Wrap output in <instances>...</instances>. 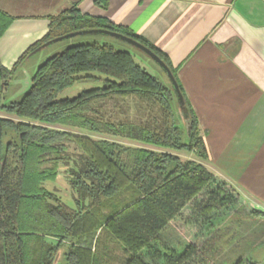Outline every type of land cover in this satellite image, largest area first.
Here are the masks:
<instances>
[{
  "label": "trees",
  "instance_id": "obj_1",
  "mask_svg": "<svg viewBox=\"0 0 264 264\" xmlns=\"http://www.w3.org/2000/svg\"><path fill=\"white\" fill-rule=\"evenodd\" d=\"M12 21L0 11V36ZM49 22L46 36L11 69L0 64V111L17 118H0V264H54L64 243L65 264H208L202 256L207 236L221 214L234 209L237 195L200 164L207 149L168 57L134 33L75 6ZM90 30L132 38L165 63L183 97L188 133L176 119L171 85L140 68L128 52L99 44L100 34L72 38L84 42L64 47L39 65L20 100L3 101L15 71L38 46ZM93 73L106 78L104 87L55 100L80 81L100 80ZM55 125L158 150L93 140ZM183 151L200 162L182 160L177 152ZM61 165L68 168L74 194L71 209L45 187L56 180ZM170 222L190 237L183 251L161 239ZM251 260L234 264H258Z\"/></svg>",
  "mask_w": 264,
  "mask_h": 264
},
{
  "label": "crops",
  "instance_id": "obj_2",
  "mask_svg": "<svg viewBox=\"0 0 264 264\" xmlns=\"http://www.w3.org/2000/svg\"><path fill=\"white\" fill-rule=\"evenodd\" d=\"M72 6L134 33L168 57L207 149L203 162L192 152L177 155L200 162L237 195L234 209L222 213L211 232H262L264 0H0V11L13 18L0 36V64L11 69L46 36L50 16ZM245 218L252 221L244 227L238 220ZM172 227L161 237L188 244Z\"/></svg>",
  "mask_w": 264,
  "mask_h": 264
},
{
  "label": "rangeland",
  "instance_id": "obj_3",
  "mask_svg": "<svg viewBox=\"0 0 264 264\" xmlns=\"http://www.w3.org/2000/svg\"><path fill=\"white\" fill-rule=\"evenodd\" d=\"M77 42H84L82 39H67L64 40V42H60L57 44H51V46H48L46 48H43L41 51H39L37 54H35L30 60L24 61L23 64L19 66V68L15 71L12 79V84L8 86L6 89L7 92L5 94L4 102H13L20 100L26 92L29 90V87L31 85V78L35 70L38 68L39 65L44 63L45 60L50 58L53 54L62 52L66 46H70L73 44H77ZM97 42L99 44H109L113 46L116 50H123L128 52L132 57L134 58L135 63L142 68L144 71H147L152 77H154L157 81L162 82L165 85H169L167 82V78L162 70L158 68L146 55L142 54L138 50L134 49L133 47H130L129 45H126L125 43L115 40L114 38L104 35L101 37H98ZM93 76L100 78L92 80H84L80 81L79 83H76L70 87H68L66 90L60 92L56 95L55 100H64L67 98H74L78 96L83 91L92 90L93 88H101L104 87L103 80H106L105 77L93 73ZM175 114L178 117V114L180 113V110L177 109V106L174 105ZM8 118L11 120H17L16 117L10 116L6 114L4 111H0V118ZM180 119V117H178ZM181 120V119H180ZM178 121V119H177ZM55 128H59L62 130H70V132L78 135H87L93 140L95 139H106L111 141H116L120 144H124L130 147H142L146 149H152V150H158L153 146H146L140 142L137 141H131L127 139H119L114 138L111 136H104L100 134H91L85 130H79L75 128H64L61 126H54ZM181 155L183 158L189 156L187 152L183 151L181 152ZM59 173L57 175V178L54 182H46L45 187L50 191L53 192L56 196H58L61 199V202L67 207V208H74V200H73V192L71 190V187L69 185V179L67 175V167L60 166L59 167ZM233 221V220H232ZM236 220H234L235 222ZM252 219L245 218L240 219L238 222L241 224H247ZM172 224V228L176 230L177 234H182L185 241L189 242L191 241L184 233L178 229L174 223L170 222ZM237 223V222H236ZM244 225V227H245ZM262 232H259L257 234H246L244 235L242 233L241 229H238L235 227V229L232 230H221L219 233L217 232H211L207 236V246L204 248L202 256L203 258L208 261V264H234L239 260H247L252 259L251 261H255L258 264H264V230L261 229ZM164 237V239H163ZM163 237H161L162 241L165 244H168L172 248H174L177 252L183 251L184 247L187 245L186 242H184L182 239H178L176 236H172L170 239L165 238L166 235L164 234ZM253 238L255 240H259V242L255 245L253 243ZM50 243H54L52 239H49ZM206 243V242H205ZM205 243H202L203 246H205ZM58 255L56 256L55 263L54 264H65L64 262V254L68 251L66 243L60 245L59 247Z\"/></svg>",
  "mask_w": 264,
  "mask_h": 264
},
{
  "label": "water",
  "instance_id": "obj_4",
  "mask_svg": "<svg viewBox=\"0 0 264 264\" xmlns=\"http://www.w3.org/2000/svg\"><path fill=\"white\" fill-rule=\"evenodd\" d=\"M90 34H92V35L100 34L103 36L108 35V36L114 38L115 40H119V41L125 43L126 45H129L130 47H133L134 49L138 50L142 54L146 55L158 68H160L164 72V74L167 78L168 84H170L171 87L173 88L174 95L177 98L178 110H180V114L182 116V119H183L184 123L186 124L187 133L190 131L191 124L187 123V117H186L187 110L184 108L183 97L181 96V94L179 92L178 85H177L171 71L167 68L165 63L159 57H157L151 50H149L147 47H145L143 45H140L139 43H137L132 38H128V37H126L120 33H113V32H109V31H105V30L104 31H99V30L77 31L76 33H70V34L64 35V37L52 39L51 41H48V42L42 44L41 46H38V48L35 51H33L31 53V55L37 54L43 48L51 46V44L62 42V41L67 40V39H72V38L77 37L78 35H90Z\"/></svg>",
  "mask_w": 264,
  "mask_h": 264
}]
</instances>
